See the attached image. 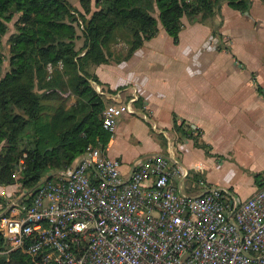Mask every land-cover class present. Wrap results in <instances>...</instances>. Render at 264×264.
<instances>
[{"label":"built area","instance_id":"obj_1","mask_svg":"<svg viewBox=\"0 0 264 264\" xmlns=\"http://www.w3.org/2000/svg\"><path fill=\"white\" fill-rule=\"evenodd\" d=\"M92 86L111 101L99 114L112 138L122 116L149 119L146 106L136 108L138 90L125 97V88ZM174 145L126 170L108 147L89 145L69 169H50L28 188L11 184L1 253L20 251L25 264H264V185L246 199L220 185L190 194Z\"/></svg>","mask_w":264,"mask_h":264},{"label":"trees","instance_id":"obj_2","mask_svg":"<svg viewBox=\"0 0 264 264\" xmlns=\"http://www.w3.org/2000/svg\"><path fill=\"white\" fill-rule=\"evenodd\" d=\"M79 1L80 8L69 0H0L2 186L19 183L28 188L50 169H69L89 145L108 147L112 134L103 127L99 113L111 101L93 88L90 80H100L86 71V62L128 60L157 35L160 24L178 43L184 17L190 22H207L224 1L240 12H249L252 6V0H95L94 9L93 0ZM16 14L6 58L4 38ZM122 27L131 29L129 47L123 55L114 56L109 47L117 40L116 29ZM81 36L84 44L77 48ZM223 47L228 48L220 44L219 49ZM6 59L9 68L2 74ZM63 92L70 94L64 96ZM137 106H141L140 99ZM28 127L24 144L22 133ZM174 129L182 136L194 137L196 146L210 154L208 144L189 134L176 118ZM255 178L262 187L264 175L258 173ZM6 203L0 195L1 209ZM4 247L0 234V253ZM28 260L20 251L9 257L0 255V264H25Z\"/></svg>","mask_w":264,"mask_h":264},{"label":"crops","instance_id":"obj_3","mask_svg":"<svg viewBox=\"0 0 264 264\" xmlns=\"http://www.w3.org/2000/svg\"><path fill=\"white\" fill-rule=\"evenodd\" d=\"M182 20L178 43L160 24L157 35L128 60L89 63L88 72L100 80L97 84L125 88V97L138 90L142 106L150 112L147 120L139 117L141 125H130L133 117L118 121L108 153L124 161L126 170L138 156L166 151L175 140L173 148L190 169L189 178L195 175L206 182L200 189L183 182L184 191L198 194L207 184L220 185L246 199L260 188L256 174L264 175V0H252L249 12L224 1L207 22ZM218 39L228 48L219 49ZM8 68L6 59L2 74ZM174 118L208 144L210 154L196 146L194 137L177 132ZM208 163L215 169L208 170ZM11 188L0 185V195Z\"/></svg>","mask_w":264,"mask_h":264},{"label":"rangeland","instance_id":"obj_4","mask_svg":"<svg viewBox=\"0 0 264 264\" xmlns=\"http://www.w3.org/2000/svg\"><path fill=\"white\" fill-rule=\"evenodd\" d=\"M72 4H74V5H76V4H78L79 3V5H80V1L79 0H69ZM95 0H93V2H92V6H93V8H94V5H95V2H94ZM96 8V7H95ZM94 8V9H95ZM18 15L19 14H16L15 15V17H14V19H13V21L12 22H10L9 23V25H10V31H12V30H14L15 29V26H14V22H15V20L18 18ZM10 31L8 32V34H7V36L4 38V41H5V44H4V55H5V57L9 54V49H8V47H9V44L7 43V37L9 36V34H10ZM78 31H79V33H81V29H80V27H78ZM115 34H116V37H117V40L115 41V42H113L112 44H111V46L109 47V52L110 53H112V54H114V56H118L119 54H124L125 52H126V50L128 49V47H129V41H130V39H131V29L129 28V27H122V28H117L116 29V31H115ZM82 37V36H81ZM84 38L82 37V41H79L78 43H76V45H77V48H80V47H82L83 46V44H84V40H83ZM77 42V41H76ZM7 58V57H6ZM90 62H86V64H85V69H86V71L88 72V70L90 69V64H89ZM88 73H90V74H92L91 72H88ZM90 81H93V80H90ZM96 82V81H95ZM97 83V82H96ZM91 84H92V82H91ZM62 91H60V93H61ZM62 94H66V93H62ZM123 117H133V119H131V121H130V125H132L133 123H137V124H139V125H141L142 123H141V121L139 120L140 118H139V116H137V115H124V116H122L120 119H119V121L123 118ZM118 124H119V122H118ZM117 128H118V126H117ZM29 131V127L22 133V135H24V140H23V142H24V144H26L27 143V140H26V136H25V134H26V132H28ZM127 131H128V128H125V130H124V134L125 133H127ZM117 132V131H116ZM118 133V132H117ZM156 138L158 139V137H157V135H156ZM156 139V140H157ZM158 141V140H157ZM162 142V144L164 143L163 141H161ZM146 145V147H149V145L148 144H144V146ZM209 168L210 169H215L214 168V164H210V163H208V167H207V169L209 170ZM223 172H221V171H217V175L219 176V177H221V174H222ZM195 185V186H197L198 188L200 187V186H202V185H205L206 184V182L204 181V180H202V179H200V177H198V178H196L195 177V175L193 176V177H191V178H188L186 181H185V183H184V185L185 186H191V185ZM200 189V188H199ZM0 255H5V254H2V253H0Z\"/></svg>","mask_w":264,"mask_h":264}]
</instances>
